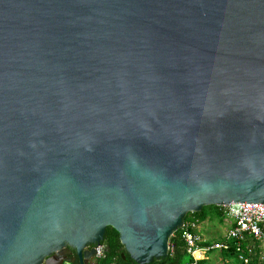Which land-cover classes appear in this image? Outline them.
I'll list each match as a JSON object with an SVG mask.
<instances>
[{
	"label": "water",
	"instance_id": "water-1",
	"mask_svg": "<svg viewBox=\"0 0 264 264\" xmlns=\"http://www.w3.org/2000/svg\"><path fill=\"white\" fill-rule=\"evenodd\" d=\"M243 203L264 0H0V264H88L108 227L150 264L188 213Z\"/></svg>",
	"mask_w": 264,
	"mask_h": 264
},
{
	"label": "built area",
	"instance_id": "built-area-1",
	"mask_svg": "<svg viewBox=\"0 0 264 264\" xmlns=\"http://www.w3.org/2000/svg\"><path fill=\"white\" fill-rule=\"evenodd\" d=\"M223 215L232 221L225 234L219 240H209L199 230L198 223L184 222L181 230L187 253L194 262L202 260L210 251H221L228 249L230 243L245 259V252L253 254L254 246L261 248L260 260L257 264H264V203L262 204H230L223 206ZM96 257L104 258L105 246L103 244L95 247Z\"/></svg>",
	"mask_w": 264,
	"mask_h": 264
},
{
	"label": "trees",
	"instance_id": "trees-1",
	"mask_svg": "<svg viewBox=\"0 0 264 264\" xmlns=\"http://www.w3.org/2000/svg\"><path fill=\"white\" fill-rule=\"evenodd\" d=\"M223 208L219 206H205L200 212L188 213L184 222H196L201 224L206 221L224 222ZM105 246V256L100 259V264H136L125 252L124 247L120 243L119 233L113 228L108 227L105 239L102 243ZM169 255L168 257L155 260L150 264H209L207 259L194 262L187 253L186 244L181 237V230L176 231L169 239ZM211 252V251H210ZM210 252L207 253L209 256ZM221 256L227 260H235L239 264H257L260 260L261 248L254 246L253 254L248 255L245 252V259L241 260L240 255L235 248L234 243H230V247L225 250L218 251ZM212 253V252H211ZM124 254V258L122 257Z\"/></svg>",
	"mask_w": 264,
	"mask_h": 264
},
{
	"label": "rangeland",
	"instance_id": "rangeland-1",
	"mask_svg": "<svg viewBox=\"0 0 264 264\" xmlns=\"http://www.w3.org/2000/svg\"><path fill=\"white\" fill-rule=\"evenodd\" d=\"M223 212V211H222ZM216 223H212L214 225V232L217 234V238L222 237V232L227 231L230 227L231 221L229 219L224 220V222L215 221ZM201 232V231H200ZM212 252V253H211ZM209 254V264H239L235 260H227L223 258L218 251H211Z\"/></svg>",
	"mask_w": 264,
	"mask_h": 264
},
{
	"label": "crops",
	"instance_id": "crops-1",
	"mask_svg": "<svg viewBox=\"0 0 264 264\" xmlns=\"http://www.w3.org/2000/svg\"><path fill=\"white\" fill-rule=\"evenodd\" d=\"M192 222V221H191ZM216 223L215 221H206L203 223H199V230L203 233L204 236H206V238H208L210 241L211 240H219V238L216 237V233L214 232V225L213 224ZM232 224V221H231ZM230 224V225H231ZM226 231L222 232V236L225 234ZM216 234V235H215ZM222 238V237H221ZM209 256L206 255L203 259H207L209 262Z\"/></svg>",
	"mask_w": 264,
	"mask_h": 264
},
{
	"label": "flooded vegetation",
	"instance_id": "flooded-vegetation-1",
	"mask_svg": "<svg viewBox=\"0 0 264 264\" xmlns=\"http://www.w3.org/2000/svg\"><path fill=\"white\" fill-rule=\"evenodd\" d=\"M93 249H94L93 247H88L85 250L84 261L88 264H100V260L96 257V254H94L95 250H93ZM64 255L65 256H73L74 253L71 250L67 249V250H65Z\"/></svg>",
	"mask_w": 264,
	"mask_h": 264
}]
</instances>
